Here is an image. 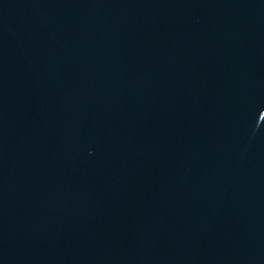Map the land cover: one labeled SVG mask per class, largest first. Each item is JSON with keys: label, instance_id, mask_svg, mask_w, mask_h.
Wrapping results in <instances>:
<instances>
[{"label": "water", "instance_id": "1", "mask_svg": "<svg viewBox=\"0 0 264 264\" xmlns=\"http://www.w3.org/2000/svg\"><path fill=\"white\" fill-rule=\"evenodd\" d=\"M0 264H264V0H0Z\"/></svg>", "mask_w": 264, "mask_h": 264}]
</instances>
